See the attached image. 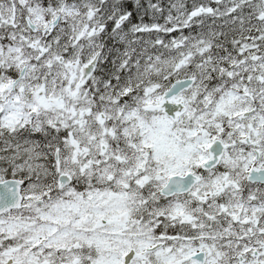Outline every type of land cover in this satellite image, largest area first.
<instances>
[{"label":"snow or ice","instance_id":"6c2138e0","mask_svg":"<svg viewBox=\"0 0 264 264\" xmlns=\"http://www.w3.org/2000/svg\"><path fill=\"white\" fill-rule=\"evenodd\" d=\"M0 264H264V0H0Z\"/></svg>","mask_w":264,"mask_h":264}]
</instances>
